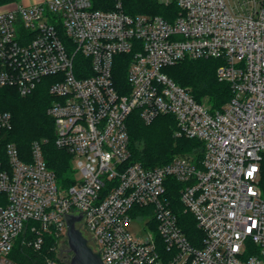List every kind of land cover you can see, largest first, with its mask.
<instances>
[{
    "label": "built area",
    "instance_id": "1",
    "mask_svg": "<svg viewBox=\"0 0 264 264\" xmlns=\"http://www.w3.org/2000/svg\"><path fill=\"white\" fill-rule=\"evenodd\" d=\"M176 5L170 20L128 14L123 0L111 10L92 0H0V91L26 97L53 78L48 115L75 179L59 184L46 140L33 141L24 159L7 140L12 114L0 110V264H16L20 239L39 251L52 235L59 255L68 216L82 217L76 226L103 264H264V0ZM209 59L221 61L217 77L231 88L221 109L199 103L165 72ZM118 62L127 67L124 94L114 80ZM136 110L146 125L174 117L177 137L204 144L202 159L132 162L128 120ZM172 189L204 234L200 246L180 224ZM137 215L141 236L129 228Z\"/></svg>",
    "mask_w": 264,
    "mask_h": 264
},
{
    "label": "trees",
    "instance_id": "2",
    "mask_svg": "<svg viewBox=\"0 0 264 264\" xmlns=\"http://www.w3.org/2000/svg\"><path fill=\"white\" fill-rule=\"evenodd\" d=\"M92 1L96 9L111 10L115 7V0ZM123 10L132 15L143 13L170 19L167 9L156 0H123ZM221 64V61L215 59L183 61L166 68L165 72L173 80L191 86L192 95L199 103L202 104L207 98L212 109H221L232 96L229 84L220 82L217 77V70ZM176 67L183 69L177 70ZM126 68V64L118 62L114 74L115 85L122 94L128 92ZM53 82L51 77L44 79L33 92L39 95L31 101V95L24 98L18 95L15 89H2L0 110L12 114L13 128L7 140L16 144L27 161H30L32 142L47 141L43 145L46 163L56 173L59 184L68 188L75 184L72 157L55 146V124L47 112L54 100L50 94V86ZM128 130L131 161L140 163L146 168L164 165L176 156H190L196 163L202 159L204 144L199 140L177 137L175 135L176 121L172 116H159L152 124L146 125L141 120L139 111L136 110L128 120ZM171 184L174 188L180 187L179 183L172 182ZM259 185L264 194V160L261 164ZM170 197L187 237L194 245L200 246L204 234L196 227L193 216L184 213L179 203L178 191L172 189ZM26 236L32 238L31 234ZM45 238L44 245L39 251L25 245L20 239L12 252V259L16 264H47L48 260L55 261L57 264H65L58 255L56 238L52 235Z\"/></svg>",
    "mask_w": 264,
    "mask_h": 264
},
{
    "label": "water",
    "instance_id": "3",
    "mask_svg": "<svg viewBox=\"0 0 264 264\" xmlns=\"http://www.w3.org/2000/svg\"><path fill=\"white\" fill-rule=\"evenodd\" d=\"M81 219V216L67 217L68 245L72 253L70 264H103L101 254L91 247L89 240L76 226V223Z\"/></svg>",
    "mask_w": 264,
    "mask_h": 264
},
{
    "label": "rangeland",
    "instance_id": "4",
    "mask_svg": "<svg viewBox=\"0 0 264 264\" xmlns=\"http://www.w3.org/2000/svg\"><path fill=\"white\" fill-rule=\"evenodd\" d=\"M156 1L159 4L163 5V7L165 9H167V12H168V14L170 16V20H173L177 16L178 7L176 5V0H156ZM168 6H170V7H168ZM139 14H143V13H138L137 15H139ZM145 15H148V14H145ZM180 68L183 69L182 67H176L177 70L180 69ZM174 81L176 83H178L179 85L183 86L184 88L188 89L189 92L191 94H193V88L191 86L185 85L182 82H178L175 79H174ZM17 94L20 95L18 92H17ZM30 95H31V97H30L31 98L30 101H31V100L35 99L39 94L37 92H35V93H31ZM20 96L24 97L22 95H20ZM202 104L205 105L207 108L212 109L211 106L208 104V99L207 98H205L203 100ZM77 178H79V175H77ZM150 217L151 216L149 214L147 216V218L150 219ZM144 226H145V223H143L142 219L139 217V215H137V216L134 217L133 222L131 223L129 228H130V231L132 232V234H134L136 236H141L143 234ZM89 242H90V244H92V242L90 240H89ZM59 256L65 263H67V262L70 263V259L72 257V253L69 250L68 241H67V244L63 243V242L61 243L60 248H59Z\"/></svg>",
    "mask_w": 264,
    "mask_h": 264
},
{
    "label": "crops",
    "instance_id": "5",
    "mask_svg": "<svg viewBox=\"0 0 264 264\" xmlns=\"http://www.w3.org/2000/svg\"><path fill=\"white\" fill-rule=\"evenodd\" d=\"M21 2H24L25 4H32V3H36L39 0H20Z\"/></svg>",
    "mask_w": 264,
    "mask_h": 264
},
{
    "label": "snow or ice",
    "instance_id": "6",
    "mask_svg": "<svg viewBox=\"0 0 264 264\" xmlns=\"http://www.w3.org/2000/svg\"><path fill=\"white\" fill-rule=\"evenodd\" d=\"M249 175H251V173H249Z\"/></svg>",
    "mask_w": 264,
    "mask_h": 264
}]
</instances>
